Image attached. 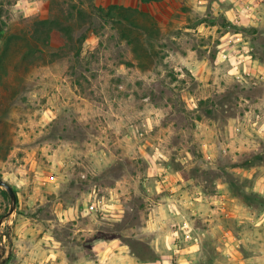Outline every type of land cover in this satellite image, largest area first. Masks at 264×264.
<instances>
[{
	"label": "rangeland",
	"instance_id": "374dc122",
	"mask_svg": "<svg viewBox=\"0 0 264 264\" xmlns=\"http://www.w3.org/2000/svg\"><path fill=\"white\" fill-rule=\"evenodd\" d=\"M167 1L0 0V264H264L229 24Z\"/></svg>",
	"mask_w": 264,
	"mask_h": 264
},
{
	"label": "crops",
	"instance_id": "0c3cea01",
	"mask_svg": "<svg viewBox=\"0 0 264 264\" xmlns=\"http://www.w3.org/2000/svg\"><path fill=\"white\" fill-rule=\"evenodd\" d=\"M214 4L229 24L214 63L225 65L247 84L245 114L252 117L251 134L264 142V0H215ZM257 183L260 188L264 178Z\"/></svg>",
	"mask_w": 264,
	"mask_h": 264
},
{
	"label": "water",
	"instance_id": "95a60500",
	"mask_svg": "<svg viewBox=\"0 0 264 264\" xmlns=\"http://www.w3.org/2000/svg\"><path fill=\"white\" fill-rule=\"evenodd\" d=\"M0 187L6 191L7 195L9 196V198L11 200L12 204H11V207H10L9 212H8V215H10L13 212L14 206L16 204V195H15L12 187L8 183H6L2 178H0Z\"/></svg>",
	"mask_w": 264,
	"mask_h": 264
},
{
	"label": "clouds",
	"instance_id": "9594fccd",
	"mask_svg": "<svg viewBox=\"0 0 264 264\" xmlns=\"http://www.w3.org/2000/svg\"><path fill=\"white\" fill-rule=\"evenodd\" d=\"M159 115V114H158ZM85 214H87V213H85Z\"/></svg>",
	"mask_w": 264,
	"mask_h": 264
}]
</instances>
